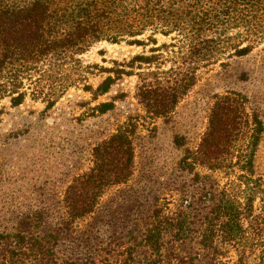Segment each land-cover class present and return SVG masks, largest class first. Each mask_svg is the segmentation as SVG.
<instances>
[{
  "label": "trees",
  "instance_id": "1",
  "mask_svg": "<svg viewBox=\"0 0 264 264\" xmlns=\"http://www.w3.org/2000/svg\"><path fill=\"white\" fill-rule=\"evenodd\" d=\"M102 42L142 51L124 67L83 65ZM263 43L264 0H0V102L16 107L28 95L46 111L70 88L94 101L125 75L143 113L165 118L202 71ZM92 73L105 76L92 86ZM246 103L234 91L214 97L196 146L176 162L173 208L119 191L101 203L133 175V130L95 142L55 218L34 207L0 226V264H264V172L253 165L264 125ZM112 109L107 101L87 111ZM172 142L183 146L180 136Z\"/></svg>",
  "mask_w": 264,
  "mask_h": 264
},
{
  "label": "rangeland",
  "instance_id": "2",
  "mask_svg": "<svg viewBox=\"0 0 264 264\" xmlns=\"http://www.w3.org/2000/svg\"><path fill=\"white\" fill-rule=\"evenodd\" d=\"M158 38V43L167 41ZM141 51L124 42H102L80 60L86 66L124 67ZM104 76L88 74L87 82L95 86ZM134 82L133 76L122 75L94 101L80 88H70L46 111L41 102L32 101L28 95L16 107H10L7 100L0 102V226L34 207L49 209L48 214L55 218L62 189L75 174L90 166V147L120 126L133 130L134 172L128 183L108 190L101 203L113 199L119 191L132 199L165 198L173 208L178 199L171 185L179 179L176 162L184 149L196 146L216 95L241 93L246 97L247 110L264 125V43L245 56H231L202 71L165 118H150L143 113L134 97ZM107 101L113 103L111 111L92 116L87 111ZM174 136L182 138L181 148L173 145ZM263 156L260 142L253 160L258 175L264 172Z\"/></svg>",
  "mask_w": 264,
  "mask_h": 264
}]
</instances>
